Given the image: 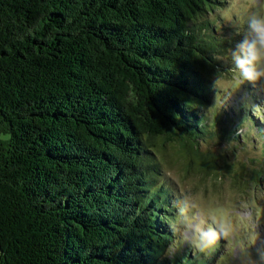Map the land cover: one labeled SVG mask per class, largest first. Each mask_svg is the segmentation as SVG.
<instances>
[{
  "label": "trees",
  "instance_id": "obj_1",
  "mask_svg": "<svg viewBox=\"0 0 264 264\" xmlns=\"http://www.w3.org/2000/svg\"><path fill=\"white\" fill-rule=\"evenodd\" d=\"M223 3L0 0V264H212L219 239L178 247L184 203L154 150L175 140L216 170L197 145L213 135L210 77L232 45L209 16ZM241 104L219 114L218 137L264 139ZM256 162L260 180L264 149Z\"/></svg>",
  "mask_w": 264,
  "mask_h": 264
},
{
  "label": "rangeland",
  "instance_id": "obj_2",
  "mask_svg": "<svg viewBox=\"0 0 264 264\" xmlns=\"http://www.w3.org/2000/svg\"><path fill=\"white\" fill-rule=\"evenodd\" d=\"M261 14H264V0H224L209 15L218 19V35L232 42L219 58L221 66L217 73L210 77L211 106L207 108L209 123L215 126L213 135L197 145L201 153L213 154L216 170L199 167L198 160L185 156L180 150L181 144L175 140L159 141L162 147L154 150L160 179L184 203V215L180 212L176 222L178 247H191V254L207 253L206 249L194 251L196 247L186 242L185 237L191 239V234L185 222L190 218L199 224H210L216 231L215 242L219 239L221 243L212 264L264 263V176L254 180L249 173L256 160H260L264 139L248 136L244 144L239 138L228 142L219 138L216 131L220 126L219 114L230 116L231 106L242 105L245 100L264 119V83H241L230 59L231 48L247 34L249 19ZM236 127L232 124L229 129L242 134L254 131ZM235 174H238V183H234ZM175 250L172 247L169 255Z\"/></svg>",
  "mask_w": 264,
  "mask_h": 264
},
{
  "label": "clouds",
  "instance_id": "obj_3",
  "mask_svg": "<svg viewBox=\"0 0 264 264\" xmlns=\"http://www.w3.org/2000/svg\"><path fill=\"white\" fill-rule=\"evenodd\" d=\"M230 59L241 83H264V14L249 19L247 34L231 48ZM181 215H184L183 209ZM185 227L191 234V239L185 237L186 242L198 251H204L215 242L216 231L212 225L199 224L189 218Z\"/></svg>",
  "mask_w": 264,
  "mask_h": 264
}]
</instances>
